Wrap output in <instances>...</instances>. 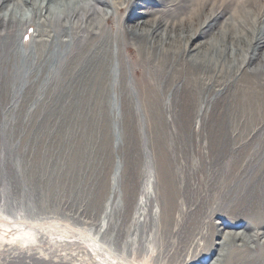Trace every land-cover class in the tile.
I'll use <instances>...</instances> for the list:
<instances>
[{
	"label": "rangeland",
	"instance_id": "obj_1",
	"mask_svg": "<svg viewBox=\"0 0 264 264\" xmlns=\"http://www.w3.org/2000/svg\"><path fill=\"white\" fill-rule=\"evenodd\" d=\"M14 2L12 0L10 4ZM247 3L250 7L251 0ZM259 5L264 6V2L256 4V13L254 9H248L247 19L241 18L245 19L241 24L247 27L246 31L234 23L235 34L241 35L242 31L248 34L252 29L248 23H257L264 14V7L256 8ZM30 7L20 4L18 21L21 18L31 21ZM230 8L225 5L222 9L227 18L231 15ZM131 10L137 12L138 9ZM119 17L118 14L117 20ZM107 25L113 28L115 23ZM34 30L33 23L29 28L27 25L22 45L17 43L20 47L7 54L10 59H17V69L24 63L30 65L24 75H16L14 64L0 67V225L9 224L10 230L32 227L39 240L22 244L0 238V264H98L105 248L115 250L124 241L127 251L137 234L136 226L118 213L115 203L110 201V208L104 207L113 163L115 157L119 158V148L114 153L112 151L114 132L106 120L113 117L114 111L109 109L107 102L105 112L100 115L95 105L98 99L93 97L80 102L77 94H68L70 89L66 88L72 85L63 78L67 69L58 67L54 71L51 62H44L46 53H42L44 61L41 64L34 59L29 48L24 55V48L31 45ZM123 40L126 45L123 51L130 61L137 57L138 47L133 42L128 45L126 38ZM248 48L240 45L237 52L245 55L244 49ZM58 49L59 46L57 52ZM112 52L117 55L114 42ZM114 64L120 76L117 60L108 69L112 73ZM146 69L145 64H127L131 85L134 90L135 87L143 88L141 100L149 105V80L153 74ZM198 72L191 75L189 68L169 65V74L163 77V84L160 83L161 97L156 101L163 112L159 117L167 119L168 123L162 128L157 127V132L136 127L128 133L125 130L127 145L122 151L120 148V157L131 169L137 170L136 191H133L134 200L130 203L133 207L144 183L145 136L151 135L156 140L153 142L156 153L161 151L162 140L165 150L176 157L175 161H170V166L175 174L180 217L178 223H171L176 228H170L177 232L173 231L171 236L166 232L161 235L152 220L145 222L146 235L153 240L149 244L155 248L149 264H212L218 259L221 248L227 254L237 253L240 249V252L252 255L264 254V223L245 225L249 223L248 215L252 209L264 207V200L249 199L264 181V90L256 78L251 83H243L228 77L229 82L232 81L225 99L222 94H214V90L199 83L203 80L201 76L196 78ZM160 76L154 74L151 81L155 89L159 88L156 77L161 79ZM196 79L198 82H194ZM87 84L90 87L92 82ZM15 89L19 92L16 97ZM238 94L242 95V101L237 105L239 101L236 102L234 97ZM116 96V92L111 93L121 110L122 99ZM210 96L212 101L209 104ZM231 102L237 110L231 113L228 108L229 115H219L218 111ZM130 115L136 122L132 110ZM212 120L229 124L219 132L216 127L211 128ZM123 132L115 135L120 146ZM247 178V182L244 181ZM102 183L106 187L101 195ZM247 197L248 201L244 202ZM243 203L250 204L251 209H245ZM218 220L241 222L240 232L254 233V238H244L241 234L236 241L231 236L230 239L228 230L223 232L217 225ZM124 223L128 224L123 226ZM223 234L226 236L222 237ZM135 241L137 243L138 239ZM115 255L117 263L132 261L125 257L126 254L117 252ZM154 257L156 262L152 261ZM145 258L138 259L143 261ZM232 258L236 261L237 257Z\"/></svg>",
	"mask_w": 264,
	"mask_h": 264
},
{
	"label": "bare ground",
	"instance_id": "obj_2",
	"mask_svg": "<svg viewBox=\"0 0 264 264\" xmlns=\"http://www.w3.org/2000/svg\"><path fill=\"white\" fill-rule=\"evenodd\" d=\"M11 1L0 0V67L2 68L6 64H14L13 66L16 68L17 59L14 61L7 54L20 47L18 44L21 43L20 45H22L27 25L29 28L33 23L35 25L33 39L30 47L24 46V55L26 56L27 48H29L34 59L40 62L38 64H41L44 61L42 53H46L44 62H51L54 71L58 67L67 69L66 77L63 78L72 85L69 86L68 84L70 88H66L70 89L68 94H77L79 99H84L86 102L93 97L98 99L95 105L100 115L105 112L107 102L109 109L114 111L113 117L106 120H108L107 125L109 124L114 132L112 151L114 153L118 147L119 158L115 157L116 161L113 163V174L109 177L107 188L108 200H105L104 207H106L105 209L110 208V201L115 203L118 213L124 215V218L130 219L131 224L136 226L137 234L131 241L136 242L135 240L138 239V242H133L127 251L125 250L127 243L124 241L119 243L115 250L111 247L110 250L105 248L98 264H120L116 261L115 254L117 252L121 255L126 254L125 257L132 259L129 261L125 258L128 260L125 264H149L150 257L155 253V248L149 244L153 240L146 235L145 222L148 219L152 220L153 225L159 229L161 235L165 232L173 234L174 230L172 231V229L176 226L173 227L171 223L179 222V198L175 188V174L170 166L176 157L165 150L162 140L159 145L162 144L161 151L156 153L153 147V142L156 140L151 135L150 137L145 136L146 138L143 139L146 156L143 170L144 183L137 193L133 207L130 203L134 200L133 191H136L134 185L137 180V170L131 169L120 157L121 151L127 145V133L135 127L143 130L149 128L151 131L157 132L155 130L157 127L161 126L160 128H162L165 123H168L167 119L159 117L163 112L161 113L162 109L156 101L161 97L160 83L163 84V77L169 74V65L172 64H176L185 70L189 68L191 75L199 71L196 78L201 76L203 80L199 83L214 90V94H222L225 99L227 93L230 92V82L232 81L229 82L230 78L228 77L235 78L240 82L243 81V83H251L255 80L253 78H256L264 90V18H262L264 14L259 17L257 23H248V26L252 27L251 30H248V34H244L247 27L241 24L247 19L248 9H254V13H256V4H262L264 0H251L250 7L247 3L250 0H15L13 5L10 4ZM23 3L31 6V21L28 18H21V21H18L20 18L17 19L19 14H17V9ZM49 3L52 5L49 6ZM225 5L231 7L228 10L231 14L229 18L224 15V10H222ZM260 7L263 8L264 6L259 5L256 8ZM131 9L138 10L134 12ZM118 14L120 15L119 20H117ZM241 18L245 19L241 20ZM64 22L68 24H64ZM112 22L115 23L114 30L110 25H107ZM234 23L243 27L244 31L240 32L241 35L233 32ZM124 38L129 40L128 45L133 42L138 47L137 57L129 59L130 61L127 60L123 51L126 46L124 45ZM113 42L116 43L117 55L112 52ZM23 45L25 44L23 43ZM240 45L245 48L249 47L247 50L244 49L245 55L237 52L240 51ZM115 60L119 64L120 76L118 75V67H115L116 64L111 70L112 73L108 69L111 68ZM129 62L133 65L145 64L147 66L146 71L150 75L153 74V78L149 80L151 86L148 94L149 105L141 100L143 88L135 87L134 90L131 85L132 81H130L127 71ZM21 65H23L21 66L22 69L21 67L15 69L17 76L24 75L25 69L30 67L26 63ZM154 74L161 75V79L156 77V82L159 84L158 89L152 87L154 83L151 84V81L154 80ZM88 82H92L90 87H88ZM189 82L190 80H188ZM194 82H198V80L196 79ZM16 91L15 97L19 93ZM113 92H116L117 96L122 99L121 110L118 107V102L111 98ZM234 98L236 102L239 101L237 105L241 103L242 95L238 94ZM211 101L210 96L209 104ZM233 102L219 110L218 114L229 115L228 108H230L231 113L236 111L237 107ZM131 110L136 122L131 118ZM150 112H152L151 116ZM185 120L187 121V119ZM210 124L212 129L216 127L215 130L220 132L229 123L212 120ZM121 131L123 132L122 146L119 144V138L115 136ZM247 180L248 178L244 181L247 182ZM262 184L259 186V191L250 197L248 196L249 199L255 197L258 201L264 200V188H262L264 181ZM105 187L106 184L102 183L99 189L101 195L104 194ZM248 197L244 199V202L248 201ZM243 204L245 205V203ZM248 206L245 205V209L250 210L251 207L249 209ZM260 208L256 207L251 210L252 213L250 216L248 215L247 220L249 223L245 224L246 226L264 223V207ZM216 223L223 232L228 230L227 235L235 241L241 234L244 238H254V233L240 232L241 222L218 220ZM127 224L124 223L123 226ZM246 226L243 225L245 228ZM9 227L10 225L6 223L0 225V238L6 239L5 241L10 243L17 241L26 244L39 240L37 239V231L32 227H16L11 230ZM128 228L131 230L130 226ZM247 230L250 231L248 228ZM120 244H123L124 247L122 248ZM221 249L218 250L220 252L217 255V257L219 256L218 259L215 258L216 260L210 263L264 264V254L261 256L252 255L247 252H240L241 249L237 253L234 249L235 253L227 254ZM160 255L159 252L158 256ZM145 256L143 261L138 259ZM234 256L237 257L236 261H233L232 257ZM35 258L38 259L37 256ZM155 260L154 257L152 261L156 262L157 260Z\"/></svg>",
	"mask_w": 264,
	"mask_h": 264
}]
</instances>
